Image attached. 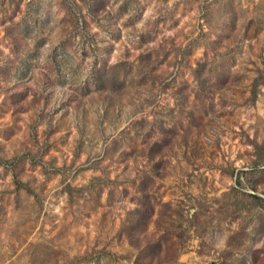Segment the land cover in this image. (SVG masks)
Returning <instances> with one entry per match:
<instances>
[{"label":"rangeland","instance_id":"obj_1","mask_svg":"<svg viewBox=\"0 0 264 264\" xmlns=\"http://www.w3.org/2000/svg\"><path fill=\"white\" fill-rule=\"evenodd\" d=\"M0 264H264V0H0Z\"/></svg>","mask_w":264,"mask_h":264},{"label":"clouds","instance_id":"obj_2","mask_svg":"<svg viewBox=\"0 0 264 264\" xmlns=\"http://www.w3.org/2000/svg\"><path fill=\"white\" fill-rule=\"evenodd\" d=\"M125 203H126V210L135 208L134 204H128L127 202Z\"/></svg>","mask_w":264,"mask_h":264}]
</instances>
